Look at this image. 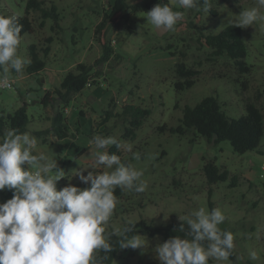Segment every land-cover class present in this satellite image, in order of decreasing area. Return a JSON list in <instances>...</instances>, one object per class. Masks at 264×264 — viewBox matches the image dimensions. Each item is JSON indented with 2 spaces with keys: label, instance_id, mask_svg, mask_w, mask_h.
<instances>
[{
  "label": "rangeland",
  "instance_id": "rangeland-1",
  "mask_svg": "<svg viewBox=\"0 0 264 264\" xmlns=\"http://www.w3.org/2000/svg\"><path fill=\"white\" fill-rule=\"evenodd\" d=\"M111 0H46L55 3L60 13L58 33L52 31L53 21H46L41 28L39 11L31 12L36 27L33 35L20 36L18 55L28 61V46L54 35L47 65L40 74L29 75L26 66L22 74L9 70L14 80L11 88H0V116L13 112L28 103L31 119L28 130L37 139L38 147L65 175L56 182L57 190L69 184L88 187L79 179L93 169L94 148L91 140L95 135L112 136L122 140L125 150L121 161L143 171L142 180L147 183L144 192L124 191L117 197V206L105 226L121 228L124 223L142 218L156 225L181 221V216H191L203 207L207 211L220 208L226 216L219 226L232 232L234 252L240 264H264V136L260 146L252 151L238 153L229 141L210 144L206 138L188 132L187 135L172 133L168 128L177 127L186 105L194 106L210 95L218 97L223 109L231 117L246 113V103H255L264 115V20L243 28L247 46L246 62L249 72H242L228 56L215 57L211 49L199 41V30L216 33L229 24L243 9L258 7L256 0H209L208 11L204 7L174 10L183 13L173 31L163 35L147 23L146 12L139 11L128 21H120L109 35L115 40V52L103 67L102 75L92 86L79 92L66 112L70 130L74 136L56 139L52 133L42 141L34 132L51 126L53 108H43L41 98L47 89L60 85L64 75L78 63H93L101 53L94 42L95 25L101 20ZM139 0H129L130 3ZM28 0H0V14L10 17L25 15ZM159 0L158 3H166ZM210 8L217 12L213 15ZM264 16V8L259 9ZM194 21L196 27L190 23ZM143 25V29L141 28ZM184 61L196 71L192 87L177 90L176 64ZM27 65V64H26ZM2 74V71H0ZM114 99V112H122L125 104H135L151 110L134 139L122 138L128 125L124 117L110 118L105 126H98L104 111ZM43 108V109H42ZM83 112L84 114H82ZM130 147L131 151L126 149ZM165 152V153H164ZM138 153L140 159H134ZM35 154V153H34ZM213 160L221 168H227L232 180L212 185V206L209 204V185L203 165ZM52 175L56 174L53 170ZM6 202L0 195V203ZM143 249H121L113 264H160L155 247L165 242L161 235L142 236ZM250 251L257 259L250 258ZM209 264H232L230 260Z\"/></svg>",
  "mask_w": 264,
  "mask_h": 264
},
{
  "label": "clouds",
  "instance_id": "clouds-1",
  "mask_svg": "<svg viewBox=\"0 0 264 264\" xmlns=\"http://www.w3.org/2000/svg\"><path fill=\"white\" fill-rule=\"evenodd\" d=\"M200 0H167L146 12L147 23L163 35L173 31L182 21L183 13L174 10L192 9ZM239 4V0H238ZM258 7L243 9L235 18V26L247 28L264 20L259 9L264 0H256ZM209 0H204L208 11ZM143 29V25H141ZM21 26L15 17L0 14V88L10 86L9 70L22 74L27 59L18 55ZM94 151L87 175L79 173L80 188L69 184L57 190L56 182L65 175L38 147L37 139L29 133L10 130L0 140V190L13 189L14 195L0 203V264H104L113 250L111 236L117 237L121 249H143L142 235L133 233L131 222L124 228L114 227L106 235L117 206L115 189L144 192L147 183L143 171L126 164L109 152V146L119 150L125 146L112 136L95 135L91 140ZM127 151H131L128 147ZM35 153V154H34ZM133 158L139 160L138 153ZM56 171L55 175L51 173ZM184 222L179 231L185 237L174 236L159 243L155 252L160 264H209L228 261L234 252L232 232L219 226L226 216L220 208L207 211L201 207L191 216H181ZM104 255H100V253ZM250 258L257 253L250 251Z\"/></svg>",
  "mask_w": 264,
  "mask_h": 264
},
{
  "label": "trees",
  "instance_id": "trees-1",
  "mask_svg": "<svg viewBox=\"0 0 264 264\" xmlns=\"http://www.w3.org/2000/svg\"><path fill=\"white\" fill-rule=\"evenodd\" d=\"M159 0H139L130 3L129 0H111L108 7L104 10L101 20L95 25L93 40L101 49L100 56L91 64L78 63L75 68L70 69L64 75L59 86L46 90L41 98L43 108L52 107L53 114L50 117L51 126L44 130H37L34 133L42 138L43 142L47 139L44 135L52 133L56 139H63L74 136V132L70 130L66 108L73 102L75 96L87 87L88 82L95 83L103 73V67L110 61L115 49L110 38V31L114 27L120 26V21H128L133 14L139 11H150ZM225 1V0H218ZM199 11L204 7V0L196 6ZM39 11L40 23L43 28L46 21H53L52 31L57 34L60 27V13L58 6L55 3L47 5L46 0H28L26 5L25 15L16 17L18 24L21 26L20 36L24 34L33 35L36 32V27L31 19V12ZM213 15L217 12L210 8ZM196 27V23H190ZM55 40L54 35L46 36L42 41L31 43L28 46V63L26 70L28 74H40L47 65L46 58L51 53V45ZM199 41L211 49V55L215 57L228 56L242 72H249L250 66L246 62L247 46L243 38V28L229 24L216 33H206L199 30ZM177 81L175 87L177 90H184L194 85L196 71L188 67L184 61L176 64ZM115 100L110 101V108L104 111L101 116V121L98 126H105L110 118L116 116L124 117L127 121L125 132L122 136L124 139H134L137 136L139 129L146 118L150 115L151 110L146 107L135 104H125L122 107V112H114ZM28 103H23L13 112H3L0 116V140L4 138L6 132L16 130L18 133H25L28 130V125L31 121L28 114ZM159 129L164 131L169 129L172 133L179 135H187L188 132H193L194 135L206 138L210 144H218L221 141H229L234 151L245 153L252 151L260 146L264 136V115L262 110L253 102L246 103V113L240 117H231L223 109L222 103L215 95H210L202 98L194 106L186 105L183 108V114L180 119V124L177 127L168 128L166 124L159 126ZM106 136V135H104ZM117 141L123 145L122 140L117 138ZM109 152L121 156L122 150L116 148L115 145L109 146ZM165 153V152H164ZM126 164H129L126 162ZM203 171L207 178L209 187V204L212 206L211 196L213 193L212 185L218 182L232 180L233 186L236 185V176H231V172L227 168H221L213 160H208L203 165ZM122 191L119 187L115 189V195H121ZM0 195L5 201L11 199L14 195L13 189L5 188L0 190ZM213 209V208H212ZM211 209V210H212ZM130 222H126L121 227L128 226ZM135 225L133 233H128L129 236L139 234L142 236L155 237L161 235L166 242L174 236L185 237L187 225L185 224V232L179 231L183 221H174L156 225L147 219L132 221ZM113 228L106 230V235L111 233ZM113 242V250L108 254V259L104 264H113L118 257L121 248L118 245L117 237L111 236ZM104 255V253H100ZM232 264H240L235 252L229 257Z\"/></svg>",
  "mask_w": 264,
  "mask_h": 264
},
{
  "label": "built area",
  "instance_id": "built-area-1",
  "mask_svg": "<svg viewBox=\"0 0 264 264\" xmlns=\"http://www.w3.org/2000/svg\"><path fill=\"white\" fill-rule=\"evenodd\" d=\"M114 44H115V40L113 39V40H112V45L114 46ZM8 79H9V81H10V86H9V87H5V88H2V89L11 88L12 83L14 82V80L11 79L10 77H8ZM87 86H88V87L92 86V82H91V81L88 82V83H87ZM67 111H68V108H66V112H67Z\"/></svg>",
  "mask_w": 264,
  "mask_h": 264
},
{
  "label": "crops",
  "instance_id": "crops-1",
  "mask_svg": "<svg viewBox=\"0 0 264 264\" xmlns=\"http://www.w3.org/2000/svg\"><path fill=\"white\" fill-rule=\"evenodd\" d=\"M30 75V74H29ZM48 90V89H47ZM43 109V108H42ZM82 114H84L83 112H81Z\"/></svg>",
  "mask_w": 264,
  "mask_h": 264
}]
</instances>
